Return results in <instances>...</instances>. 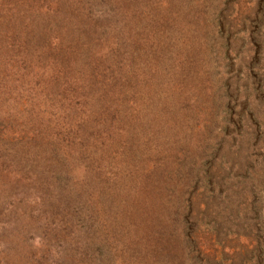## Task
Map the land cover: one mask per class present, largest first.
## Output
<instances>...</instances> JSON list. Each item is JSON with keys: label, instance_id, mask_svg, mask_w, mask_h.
Instances as JSON below:
<instances>
[{"label": "rangeland", "instance_id": "obj_1", "mask_svg": "<svg viewBox=\"0 0 264 264\" xmlns=\"http://www.w3.org/2000/svg\"><path fill=\"white\" fill-rule=\"evenodd\" d=\"M193 1L210 7L199 67L174 49V90L169 53L174 84L150 114L138 101L147 127L90 160L96 206L77 211L46 174L25 180V161L0 175V264H261L249 249L264 247V79L249 50L264 0Z\"/></svg>", "mask_w": 264, "mask_h": 264}, {"label": "trees", "instance_id": "obj_2", "mask_svg": "<svg viewBox=\"0 0 264 264\" xmlns=\"http://www.w3.org/2000/svg\"><path fill=\"white\" fill-rule=\"evenodd\" d=\"M173 1L0 0V175L14 161H25L31 165L25 180L46 174L77 211L86 203L96 206L90 160H103V149L117 143L125 150L123 137L147 127L139 121L148 115L138 101L150 114L176 75L173 88L179 91L182 58L171 57L174 49L188 50L199 67L196 47L210 7L189 0L187 11ZM262 14L249 50L256 80L264 79ZM169 53L178 61L171 66L175 76L167 72ZM108 135L118 140L109 145ZM69 193L77 197L71 200ZM262 247L249 252L259 251L252 259L264 264Z\"/></svg>", "mask_w": 264, "mask_h": 264}]
</instances>
